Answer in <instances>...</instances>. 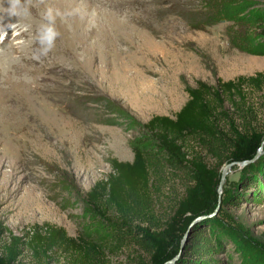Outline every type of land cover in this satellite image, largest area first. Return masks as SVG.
Returning <instances> with one entry per match:
<instances>
[{
	"label": "rangeland",
	"instance_id": "rangeland-1",
	"mask_svg": "<svg viewBox=\"0 0 264 264\" xmlns=\"http://www.w3.org/2000/svg\"><path fill=\"white\" fill-rule=\"evenodd\" d=\"M198 1L20 0L13 9L0 0V222L9 232L50 224L72 238L108 239L85 202L112 172L108 161L132 162L142 125L174 118L188 88L264 72V0H242L237 19L196 29L185 13ZM42 26L57 33L46 52ZM248 93L262 114L264 91ZM160 170L153 204L162 222L183 181ZM220 173L219 202L194 226L211 227L213 264H264V138L249 163ZM21 251L18 264H36ZM129 255L105 264H131ZM65 257L57 252L51 264Z\"/></svg>",
	"mask_w": 264,
	"mask_h": 264
},
{
	"label": "trees",
	"instance_id": "trees-1",
	"mask_svg": "<svg viewBox=\"0 0 264 264\" xmlns=\"http://www.w3.org/2000/svg\"><path fill=\"white\" fill-rule=\"evenodd\" d=\"M198 2L199 10L185 13L196 29L235 20L244 8L242 0ZM248 91H264V72L214 87L199 82L186 90L188 100L174 118L153 116L142 125L144 145L133 148L132 162L110 159L112 172L85 195L89 214L109 232L108 239L72 238L50 224L17 237L0 222V264H18L24 247L36 264H51L57 252L66 255V264H105L125 250L131 264H166L175 258L173 264H213L217 246L211 227L194 224L219 202L221 168L250 162L263 141L264 112L249 101ZM164 168L182 175L183 191L160 222L153 195ZM184 237L188 242L179 253Z\"/></svg>",
	"mask_w": 264,
	"mask_h": 264
},
{
	"label": "clouds",
	"instance_id": "clouds-1",
	"mask_svg": "<svg viewBox=\"0 0 264 264\" xmlns=\"http://www.w3.org/2000/svg\"><path fill=\"white\" fill-rule=\"evenodd\" d=\"M13 9L20 4V0H10ZM57 33L49 26H42L41 44L46 45L45 52L51 48Z\"/></svg>",
	"mask_w": 264,
	"mask_h": 264
},
{
	"label": "water",
	"instance_id": "water-1",
	"mask_svg": "<svg viewBox=\"0 0 264 264\" xmlns=\"http://www.w3.org/2000/svg\"><path fill=\"white\" fill-rule=\"evenodd\" d=\"M247 163H249V162H243V163H240V164H238V165L243 166V165H245V164H247ZM230 165H233V164H230ZM184 239H185V237H184ZM182 242H183V241H182ZM181 246H182V245H181ZM175 260H176V258H175L174 260H171V261L167 262L166 264H173Z\"/></svg>",
	"mask_w": 264,
	"mask_h": 264
},
{
	"label": "bare ground",
	"instance_id": "bare-ground-1",
	"mask_svg": "<svg viewBox=\"0 0 264 264\" xmlns=\"http://www.w3.org/2000/svg\"><path fill=\"white\" fill-rule=\"evenodd\" d=\"M6 16H7V15H6ZM0 24H1V23H0ZM6 32H7V31H6ZM21 33H22V32H21ZM13 35H16V31H15V33H13V32H12L11 34L9 33V34H8L7 36H5V37L8 38V37L13 36ZM18 35H19V34H18ZM0 40H1V39H0Z\"/></svg>",
	"mask_w": 264,
	"mask_h": 264
}]
</instances>
